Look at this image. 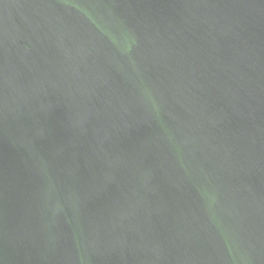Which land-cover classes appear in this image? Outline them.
<instances>
[{
  "label": "water",
  "instance_id": "95a60500",
  "mask_svg": "<svg viewBox=\"0 0 264 264\" xmlns=\"http://www.w3.org/2000/svg\"><path fill=\"white\" fill-rule=\"evenodd\" d=\"M0 264H264V0H0Z\"/></svg>",
  "mask_w": 264,
  "mask_h": 264
}]
</instances>
